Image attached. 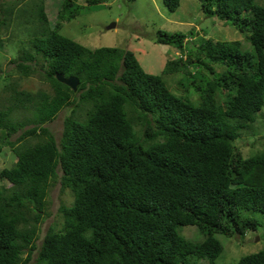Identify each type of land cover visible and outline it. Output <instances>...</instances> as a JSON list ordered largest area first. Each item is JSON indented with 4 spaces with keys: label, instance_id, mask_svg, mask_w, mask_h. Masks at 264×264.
I'll use <instances>...</instances> for the list:
<instances>
[{
    "label": "trees",
    "instance_id": "obj_1",
    "mask_svg": "<svg viewBox=\"0 0 264 264\" xmlns=\"http://www.w3.org/2000/svg\"><path fill=\"white\" fill-rule=\"evenodd\" d=\"M76 1L63 0L55 22V9L45 8L50 28L39 0L33 25L39 33L16 63L27 76L35 71L30 62L45 61L41 79L51 93L9 86L12 95L0 104V153L15 157L0 169L9 183L0 187V264H216L223 251L217 236H243L258 224L249 213L264 215V150L243 157L231 144L264 103V4L197 0L204 17L243 33L250 51L238 40L202 37L190 45L184 38L191 30H156L154 41L184 59L150 74L129 49H90L60 35V22L77 15ZM161 2L170 12L179 6ZM175 70L179 90L192 86L196 103L166 84L164 76ZM57 72L75 76L76 90L57 81ZM68 105L56 143L45 124ZM21 109L30 116L13 118ZM55 168L71 201L59 203V221L36 245ZM186 225L197 238L180 233ZM234 264H264V249Z\"/></svg>",
    "mask_w": 264,
    "mask_h": 264
},
{
    "label": "rangeland",
    "instance_id": "obj_2",
    "mask_svg": "<svg viewBox=\"0 0 264 264\" xmlns=\"http://www.w3.org/2000/svg\"><path fill=\"white\" fill-rule=\"evenodd\" d=\"M61 1L45 0L48 14L49 8L57 10ZM258 1L264 4V0ZM38 3L39 0H0V20L6 17L5 24L0 25L1 105L6 104L7 96L12 95L8 89L9 86L14 87L16 91H28L30 94L51 93L49 83L41 79L46 66L41 59L34 64L30 62L31 68L35 69L34 73L24 76L16 71V63L22 62V50L32 48L31 40L39 33L33 26L36 25V18H38ZM76 3L80 5L78 8L74 6L75 10H78L77 15L60 22L58 26L60 35L90 49L99 46L129 49L142 69L150 74H160L166 61H173L178 57L184 59V56H179L178 49L154 42L157 29L185 34L191 30L192 34H189L191 38L189 35L186 36L187 44L190 45L196 44L199 38L210 37L214 40H238L241 50L250 51L249 43L244 41L243 33L216 17H204L197 0H179V6L171 12L166 9L161 0H103L89 6L82 0H77ZM47 20L49 27H53L55 18L53 22L47 15ZM188 69L192 71L194 66L189 65ZM179 78L180 71L176 70L164 76L166 84L174 94L185 96L189 102L196 103L199 100L198 93L192 86H189L187 90H179L182 89L177 85ZM181 82L184 84L186 81L183 79ZM71 107L68 105L61 109L53 120L45 124L56 143L61 134L63 118L71 112ZM23 116H30V110L21 109L12 113V117L16 119H21ZM10 139L12 140L13 137ZM231 144L239 149L243 157H249L264 150V103L257 112L255 121L247 129L241 130L240 135L232 140ZM14 161L15 157L9 150L4 149L0 153V169ZM60 175L61 170L55 168V175L47 186L44 208L47 214L42 215L41 221L37 223L38 231L34 238L36 245L39 244L47 227L59 221L57 214L59 203L67 205L71 201L68 189H61ZM8 185L9 183L0 178V187ZM249 215L258 223L254 230H246L240 237L217 236L223 243V251L216 264H234L239 257L264 249V215L257 212H251ZM180 230H182L180 233L188 239L198 237L193 226H181ZM34 254L35 250L32 252L33 256ZM22 256H25V253Z\"/></svg>",
    "mask_w": 264,
    "mask_h": 264
},
{
    "label": "water",
    "instance_id": "obj_3",
    "mask_svg": "<svg viewBox=\"0 0 264 264\" xmlns=\"http://www.w3.org/2000/svg\"><path fill=\"white\" fill-rule=\"evenodd\" d=\"M56 79L67 85L69 88H72L73 90L75 89V86L77 85V79L73 76H68V77H64L62 74L58 73L55 75Z\"/></svg>",
    "mask_w": 264,
    "mask_h": 264
},
{
    "label": "clouds",
    "instance_id": "obj_4",
    "mask_svg": "<svg viewBox=\"0 0 264 264\" xmlns=\"http://www.w3.org/2000/svg\"><path fill=\"white\" fill-rule=\"evenodd\" d=\"M63 1V0H62ZM62 1H61V3H62ZM61 3H60V6H61ZM43 7H44V13L46 14V11H45V0H43ZM57 10H55V12H56ZM56 14V13H55ZM46 16H47V14H46ZM54 18H55V15H54ZM113 26V25H112ZM110 28V27H109ZM157 30H160V29H157ZM155 33H156V31H155ZM154 37H155V34H154ZM186 38L187 37H185L184 38V40H186ZM189 38H191V37H189ZM154 40V39H153ZM155 42V41H154ZM156 43V42H155ZM159 44V43H158ZM181 54H180V52H179V56H180ZM183 56V55H182ZM136 58V57H135ZM37 61V60H36ZM43 62H45V61H43ZM35 62H33V64H34ZM32 64V65H33ZM30 66H31V64H30ZM32 67V66H31ZM46 67V66H45ZM141 67V66H140ZM142 68V67H141ZM35 72V71H34ZM33 72V73H34ZM59 72H57V73H55V75L56 74H58ZM60 74H62V73H60ZM54 75V76H55ZM63 75V74H62ZM64 76V75H63ZM68 76H72V75H68ZM68 76H64V77H68ZM73 77H75V76H73ZM56 78V77H55ZM76 78V77H75ZM77 79V78H76ZM58 81V80H57ZM77 81H78V79H77ZM78 83V82H77ZM67 86V85H66ZM72 91H75L76 90V86H75V89L73 90L72 88H70Z\"/></svg>",
    "mask_w": 264,
    "mask_h": 264
}]
</instances>
